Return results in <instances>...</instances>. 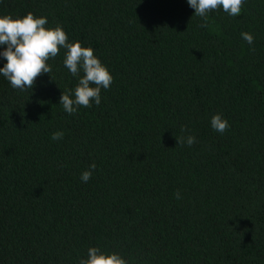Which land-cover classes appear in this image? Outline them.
<instances>
[{
    "label": "trees",
    "instance_id": "1",
    "mask_svg": "<svg viewBox=\"0 0 264 264\" xmlns=\"http://www.w3.org/2000/svg\"><path fill=\"white\" fill-rule=\"evenodd\" d=\"M0 264H264V0H0Z\"/></svg>",
    "mask_w": 264,
    "mask_h": 264
}]
</instances>
